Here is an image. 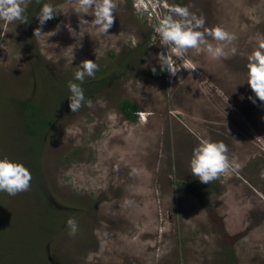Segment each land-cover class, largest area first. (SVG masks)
<instances>
[{
	"label": "rangeland",
	"instance_id": "rangeland-1",
	"mask_svg": "<svg viewBox=\"0 0 264 264\" xmlns=\"http://www.w3.org/2000/svg\"><path fill=\"white\" fill-rule=\"evenodd\" d=\"M116 2L106 35L80 26L75 0H26L27 23L0 36V158L32 174L29 191L0 192V264H264V102L249 99L246 82L247 55L264 41V0H168L236 36L227 58L190 50L196 69L175 77L153 59L164 49L150 24L166 9ZM43 3L58 14L36 37ZM85 59L99 66L81 85L93 107L72 112L67 84L80 83ZM28 105L42 121L35 136ZM139 112L152 115L141 122ZM201 139L224 142L240 169L201 183L189 167Z\"/></svg>",
	"mask_w": 264,
	"mask_h": 264
},
{
	"label": "clouds",
	"instance_id": "clouds-1",
	"mask_svg": "<svg viewBox=\"0 0 264 264\" xmlns=\"http://www.w3.org/2000/svg\"><path fill=\"white\" fill-rule=\"evenodd\" d=\"M39 3L40 0H37ZM166 9L164 15H157L156 22L151 23L154 35L152 36L153 45L157 38L161 49L153 59H156L160 71L167 72L170 77H175L181 69L194 70L195 65L188 59L190 50L199 51L202 47L213 59L227 58L229 52L226 49L236 40V36L221 26L206 27L205 17L198 16L190 11V6L169 4L168 0H156ZM75 13L80 17V26L90 23L95 26L98 33L108 34L115 22V12L118 7L116 0H75ZM152 3V0H149ZM26 0H0V21L4 22L0 36L7 33V26L15 21L27 23L24 17ZM91 11L94 18L89 22L84 19V15ZM58 12L49 3H43L37 15L39 27L34 30V36L42 35V28L47 21L53 19ZM151 19V18H150ZM59 28V26H58ZM69 31L73 32L69 25ZM215 41L213 44L210 42ZM166 50V51H165ZM231 55L237 54V48H230ZM78 70L74 73V80L80 83L69 81L67 88L70 92L68 99L69 108L72 112H78L81 107H93L91 99H86L82 84L86 77L95 78L98 71V64L85 59L77 66ZM247 84L250 86L254 97L249 99L255 104L258 99L264 102V41L259 42L258 46L247 55ZM153 74L157 68L151 67ZM151 113L139 112L141 122H146ZM228 146L222 141H212L201 139L194 147L189 161L191 174L203 184L220 179L221 176L228 175L240 169L241 165L235 157H229ZM118 169V166H117ZM137 169L133 168L130 174H136ZM264 179V171L260 173ZM31 171L23 164L10 160L7 157L0 158V192H6L10 196L27 192L31 188ZM132 201L125 199L124 205H130ZM66 226L69 235L75 236L78 232V223L74 218H68Z\"/></svg>",
	"mask_w": 264,
	"mask_h": 264
},
{
	"label": "trees",
	"instance_id": "trees-1",
	"mask_svg": "<svg viewBox=\"0 0 264 264\" xmlns=\"http://www.w3.org/2000/svg\"><path fill=\"white\" fill-rule=\"evenodd\" d=\"M31 105H28L26 108L27 111V115L25 116V126H26V132L29 135L35 136L38 135V129L41 126V120L40 123H38V119L36 118H32V112L30 109ZM121 111L123 112V114L125 116H127L128 118H132L135 116V112H136V108L128 101V100H123L122 104L120 106Z\"/></svg>",
	"mask_w": 264,
	"mask_h": 264
}]
</instances>
